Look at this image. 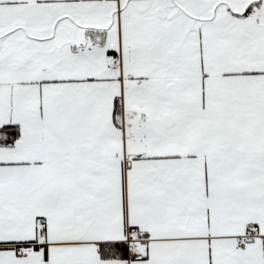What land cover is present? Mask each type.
Returning <instances> with one entry per match:
<instances>
[{"label":"snow or ice","instance_id":"snow-or-ice-1","mask_svg":"<svg viewBox=\"0 0 264 264\" xmlns=\"http://www.w3.org/2000/svg\"><path fill=\"white\" fill-rule=\"evenodd\" d=\"M0 264H264V0H0Z\"/></svg>","mask_w":264,"mask_h":264}]
</instances>
